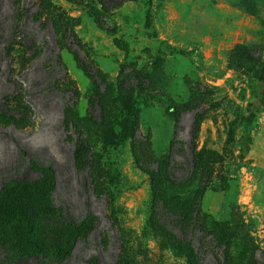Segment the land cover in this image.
Masks as SVG:
<instances>
[{
    "label": "rangeland",
    "instance_id": "1",
    "mask_svg": "<svg viewBox=\"0 0 264 264\" xmlns=\"http://www.w3.org/2000/svg\"><path fill=\"white\" fill-rule=\"evenodd\" d=\"M48 1L78 46L48 13L33 19L35 0H0V187L9 179L47 183L28 163L50 167L53 231L39 219L32 238L44 250L67 245L69 254L61 262L10 258L1 232L0 264H251L252 255L264 264V77L256 76L264 0H114L107 12L98 0ZM73 52L102 74L99 90ZM57 81L72 95L55 90ZM119 87L131 89L145 161L153 169L167 163L177 186L164 188L174 206L187 211L209 171L194 225L182 218H168L166 231L148 225L150 183L131 156ZM97 91L103 126L90 107ZM188 102L197 108L175 123L172 113ZM247 111L230 154L216 163L229 122ZM70 120L84 142L77 164ZM87 214L92 231L71 244L62 225Z\"/></svg>",
    "mask_w": 264,
    "mask_h": 264
},
{
    "label": "trees",
    "instance_id": "2",
    "mask_svg": "<svg viewBox=\"0 0 264 264\" xmlns=\"http://www.w3.org/2000/svg\"><path fill=\"white\" fill-rule=\"evenodd\" d=\"M37 2L36 12L33 15L35 21L40 20L41 16L48 13V17L52 19V25L60 28L63 32L65 39H70V44H77L74 36L70 32V27L63 21V17L60 13L50 4L48 0H35ZM73 2L74 0H67ZM100 9L103 12H107L114 7V0H98ZM112 6H111V5ZM56 11V14H53ZM92 16L99 28H104L103 23L100 20V15L96 10H92ZM7 54V47L4 49ZM76 63L79 67L88 75L96 90H99L101 86L105 84L102 74L96 70L89 62L80 57L77 53L73 52ZM249 57V56H248ZM250 59H252L250 57ZM256 60V58H255ZM260 66L257 71V79L262 80L264 77V64L256 61ZM123 74L121 71L120 75ZM62 83L68 84L63 76ZM56 83L52 84V87L61 91V86ZM61 83V82H60ZM58 84V85H57ZM63 85V84H62ZM120 86V85H119ZM128 88L119 87V95L122 99L123 109L125 112L124 131L130 139L131 156L135 165L145 173L150 183V214L148 225L153 229H159L166 231L167 225H171L168 218H182L184 227L194 225L193 216L195 215L199 199L205 190L209 182V171L207 170L204 180L201 185L195 190L191 203L188 206V210L180 209L171 203V198H167L165 194V184L176 187L177 185L172 182L170 173L164 166L167 163H161L157 165L156 169L150 168L145 161L144 148L142 146V140L137 136V107L130 95ZM64 93H70L71 90L63 88ZM101 98L97 91V97L90 104V107H98L100 112V122L97 126H103V116L101 109ZM92 105V106H91ZM197 108L195 102H188L179 107L172 113L174 122L177 123L180 115L185 112L193 111ZM250 112L246 114H238L233 120L229 122L228 130L226 133V139L224 142V148L222 149V156H218L216 163L220 162L224 155L230 154L229 145L233 142V130L235 127L242 125L243 122H248L251 117ZM199 115L193 116L192 122V139H195L197 131V123ZM69 124L75 128L76 138L73 142L72 157L74 163L77 164L79 152L84 147L81 132L77 128L78 124L75 121H69ZM79 127V126H78ZM193 145V144H192ZM168 157L165 158L167 162ZM194 161V159H193ZM28 169L36 173L38 176L45 178L46 182H40L39 180L28 181L26 179H9L5 181L0 187V233L6 234V240L3 241L2 246L5 248L6 253L10 258L26 259V258H41L46 259L49 262H61L69 254V247L67 245L54 244L48 249L44 250L41 242L34 241L32 238V232L36 220L42 219L41 225L43 231H53L51 226L53 214L50 204L49 193L53 186V172L50 167L39 166L33 161H29ZM52 214V215H51ZM94 227V217L87 214L78 223H67L62 225L61 229L69 235L70 243L76 239L84 240ZM200 228V226H197ZM172 240L178 245H184L188 247V244H184L186 240H177L172 237ZM193 256V255H192ZM251 264H258L255 257L252 255Z\"/></svg>",
    "mask_w": 264,
    "mask_h": 264
}]
</instances>
